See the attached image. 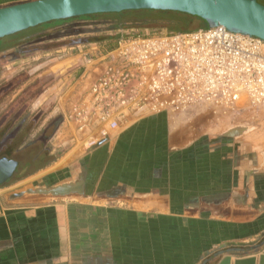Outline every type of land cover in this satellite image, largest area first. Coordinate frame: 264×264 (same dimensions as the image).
Here are the masks:
<instances>
[{"label": "rangeland", "instance_id": "374dc122", "mask_svg": "<svg viewBox=\"0 0 264 264\" xmlns=\"http://www.w3.org/2000/svg\"><path fill=\"white\" fill-rule=\"evenodd\" d=\"M25 1L30 0H0V7ZM257 1L264 5V0ZM125 17L127 19L120 17L119 20L112 16L79 18L41 27L36 32L31 31L25 38L29 40L20 46L0 52V136L5 133L4 137L10 136L21 141L20 149L26 159L39 148L41 139L44 142L42 147L46 146L48 150L47 160L38 164L39 168L32 174L23 172L19 177L14 176L0 185L1 216L7 213L18 216L24 212L31 220L21 232H15L6 241L8 244L0 245V264H50L52 259L48 252L34 253V250H39L42 245L46 247L49 243L50 211L61 210L67 198H71V202L81 200L72 199L73 194L63 189L71 186L72 182L77 189H83L88 181H96L98 169L105 162L108 149L96 155L92 153L93 150L102 145L114 146V136L118 130L124 127L128 129L134 123L156 115L164 116L169 124L163 142L156 139L153 133V144L147 143L152 151L146 152L147 158L144 159H125L124 162L131 163L128 169H176L179 167V152L183 151L191 152L192 157L211 151H220L221 157L227 153L233 154L234 160H229V191L234 194L231 195L234 196L232 201L239 205L237 212L243 208L242 212H245V216L249 214L250 220L258 217L259 225L264 224V189L260 188L263 177L258 175L264 169V151L261 153V149H264V106L242 104L239 108L228 110L201 105L175 112H125L116 130L92 148L87 147L84 138L79 136L77 123L70 117V108L68 111L55 110L56 96L70 89L66 102L73 104L77 101V92L85 90L89 79L87 76L82 77V74L85 65L88 69L91 64H85L84 59L98 57L112 50L121 38L169 32L165 25L132 24L127 22L132 16ZM7 41L13 45L17 43L14 39ZM97 129L96 126L92 127V133ZM137 146L141 144L138 142ZM159 146L161 149H157ZM1 148L0 157L3 156L1 151L11 149V145ZM13 152L11 157L14 156ZM41 152L37 151L36 154ZM221 157L209 159L203 155L201 161L206 162L204 167L209 168L208 163L212 162L213 167L218 168L223 167L220 165ZM203 169L202 172L208 174L209 169ZM73 172L75 174L72 177ZM170 181L176 184L175 177ZM202 190V194L211 192ZM33 191L43 195L30 204L16 201L19 195ZM179 194L176 199L172 195V202L178 201L179 204L186 201L190 205L198 200L197 195L182 198ZM189 211L190 208L187 209ZM28 239L30 243L27 245ZM24 247L25 252L18 251ZM71 258L73 264H84L81 256ZM59 259H65V256ZM58 264L67 263L61 260Z\"/></svg>", "mask_w": 264, "mask_h": 264}, {"label": "crops", "instance_id": "0c3cea01", "mask_svg": "<svg viewBox=\"0 0 264 264\" xmlns=\"http://www.w3.org/2000/svg\"><path fill=\"white\" fill-rule=\"evenodd\" d=\"M68 91L56 96V111L69 110ZM81 93L82 89L77 95ZM167 127L162 115L144 118L118 130L114 146L95 148L94 155L108 149L96 181H88L83 189H77L74 182L67 187L72 199L81 200L71 202L67 198L61 210L50 211L49 243L34 253L48 252L50 264L61 260L71 264L72 256H81L84 264H264V224L259 225L258 217L250 220L243 208L237 212L239 205L232 201L234 196L229 191V160H234L233 154L221 157L220 151H211L192 157L191 152L183 151L179 152L181 157L178 154L176 169H128L131 163L124 160L147 158L146 152L152 151L147 143L153 144V133L163 142ZM164 151L169 158L165 146ZM203 155L209 159L221 157L223 167L214 168L212 162L209 168L204 167ZM203 168L209 169L208 174L202 172ZM258 175L263 177L260 188L264 189V169ZM174 177L175 185L170 181ZM202 189L211 192L202 194ZM179 193L182 198L197 195L198 200L190 205L186 201L172 202V195L176 199ZM42 195L27 192L16 201L30 204ZM23 213L0 214L1 247L31 222ZM25 248L18 251L25 252ZM61 256L65 259H59Z\"/></svg>", "mask_w": 264, "mask_h": 264}, {"label": "built area", "instance_id": "2783aa9c", "mask_svg": "<svg viewBox=\"0 0 264 264\" xmlns=\"http://www.w3.org/2000/svg\"><path fill=\"white\" fill-rule=\"evenodd\" d=\"M84 61L89 80L70 117L90 148L116 130L125 112L264 106V41L222 26L121 38Z\"/></svg>", "mask_w": 264, "mask_h": 264}, {"label": "water", "instance_id": "95a60500", "mask_svg": "<svg viewBox=\"0 0 264 264\" xmlns=\"http://www.w3.org/2000/svg\"><path fill=\"white\" fill-rule=\"evenodd\" d=\"M127 10L186 13L207 27L222 26L264 41V5L257 0H30L0 7V39L53 20ZM16 167V160L0 157V185Z\"/></svg>", "mask_w": 264, "mask_h": 264}, {"label": "trees", "instance_id": "16d2710c", "mask_svg": "<svg viewBox=\"0 0 264 264\" xmlns=\"http://www.w3.org/2000/svg\"><path fill=\"white\" fill-rule=\"evenodd\" d=\"M113 18H124L127 19L125 16H132L129 17L127 22L130 21L132 24H155V25H165L169 29V32H178V31H187V30H193L200 27H207V24L204 20L197 16H192L186 13L176 12V11H162V10H127L122 11L118 13H99V14H90V15H83L78 17H72L67 19H61V20H53L50 22H46L43 24H40L35 27L28 28L26 30H23L21 32L12 34L10 36L4 37L0 39V52L12 48H16L21 45L22 42H26L29 40L28 37L29 34L32 32H36L37 29L43 28L46 26H50L52 24H58L63 23L66 21L79 19V18H96V17H110ZM126 22V21H124ZM6 39H14L17 40L16 44H11L10 42H6ZM5 133H1L0 136V146L3 148L4 146L11 145V149H4L1 151V156H6L8 158H13L17 161V167L15 169V172L11 176H18L19 174L30 175L34 172V170L38 167V164H43L45 160L48 158V150L46 146L42 147L44 142L41 139L39 144V148H36L28 157V159L24 158L23 151L20 149L22 142L16 141V139H13L12 137L9 138L8 136H5ZM45 137V136H44ZM16 141V142H15ZM14 142V143H12ZM1 148V149H2ZM25 149V148H24ZM11 151L13 152V157H11ZM42 151L39 155L36 154V152ZM25 176V175H24ZM19 177V176H18ZM8 181V180H7Z\"/></svg>", "mask_w": 264, "mask_h": 264}, {"label": "bare ground", "instance_id": "6f19581e", "mask_svg": "<svg viewBox=\"0 0 264 264\" xmlns=\"http://www.w3.org/2000/svg\"><path fill=\"white\" fill-rule=\"evenodd\" d=\"M245 35H247V34H245ZM251 36V35H250Z\"/></svg>", "mask_w": 264, "mask_h": 264}]
</instances>
